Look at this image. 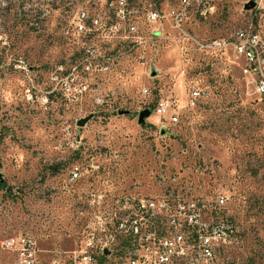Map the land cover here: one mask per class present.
Here are the masks:
<instances>
[{
  "label": "rangeland",
  "instance_id": "374dc122",
  "mask_svg": "<svg viewBox=\"0 0 264 264\" xmlns=\"http://www.w3.org/2000/svg\"><path fill=\"white\" fill-rule=\"evenodd\" d=\"M107 1L0 0V264H17L3 244L21 235L37 242L46 262L63 259L77 249L98 196L105 210L128 194L220 207L240 235L221 249L218 264H264V104L241 71L244 60L200 45L228 40L264 11V0H199L213 9L206 17L190 11L188 35L163 20V33L145 32L133 53L120 47L107 72L80 69L86 92L75 84L29 101L27 88L52 90V74L63 64L66 76L83 45L71 25L77 11L109 16ZM251 1L256 6L246 10ZM160 4L168 14L179 0ZM140 14V30L148 28ZM197 88L209 96L193 100ZM163 97L172 117L156 113ZM145 109L152 114L140 124Z\"/></svg>",
  "mask_w": 264,
  "mask_h": 264
},
{
  "label": "built area",
  "instance_id": "2783aa9c",
  "mask_svg": "<svg viewBox=\"0 0 264 264\" xmlns=\"http://www.w3.org/2000/svg\"><path fill=\"white\" fill-rule=\"evenodd\" d=\"M139 1L142 0H108L109 16L94 15L87 6L79 9L71 25L85 40L68 73L64 76V65H60L52 74L55 87L42 94L36 93L32 84L26 90L27 99L35 101L41 96L48 101L59 92V87L70 91L75 84H79L80 92H86L89 82L76 76L80 69L85 73L107 72L110 57L122 55L117 53L120 47H125L123 53H133L142 44L145 32L163 33V20L169 19L171 27L185 36L190 11L196 8L200 16L206 17L213 9L199 0H179V6L166 14L160 8V0H143L138 4ZM140 12L148 26L141 30ZM200 45L207 49L215 46L217 51L231 49L237 58L244 60L241 71L251 78L255 93L264 104V11L256 12L228 40ZM22 64L21 61L18 67L26 70ZM143 93L147 95L148 89ZM207 96V90L192 91L193 100ZM156 105L160 118L174 115L170 99L160 98ZM78 176V170L73 171L72 179ZM98 197L96 212L84 227L77 249L65 252L63 259L50 257L46 262L39 255L37 242L28 235L7 240L3 247L16 254L17 264H218L221 249L239 238L231 217L220 207L199 198L128 194L111 199L104 210L105 201H101L104 196ZM223 199L220 197V204L224 203Z\"/></svg>",
  "mask_w": 264,
  "mask_h": 264
},
{
  "label": "water",
  "instance_id": "95a60500",
  "mask_svg": "<svg viewBox=\"0 0 264 264\" xmlns=\"http://www.w3.org/2000/svg\"><path fill=\"white\" fill-rule=\"evenodd\" d=\"M255 6H256V2L251 1L245 6V9L246 10H250V9H253ZM155 74L156 73H154L153 75H155ZM151 114H152V111H150L149 109H145V110L141 111L140 114H139L138 122L140 124H143L145 122V119L150 117ZM86 122H87V119L81 120V121H79L78 125L79 126H84ZM4 182H5V179L3 177V174L0 173V184H3Z\"/></svg>",
  "mask_w": 264,
  "mask_h": 264
},
{
  "label": "trees",
  "instance_id": "16d2710c",
  "mask_svg": "<svg viewBox=\"0 0 264 264\" xmlns=\"http://www.w3.org/2000/svg\"><path fill=\"white\" fill-rule=\"evenodd\" d=\"M2 185H0V187H1ZM231 220L233 221V219H232V217H231ZM234 222V221H233ZM240 235V234H239Z\"/></svg>",
  "mask_w": 264,
  "mask_h": 264
}]
</instances>
